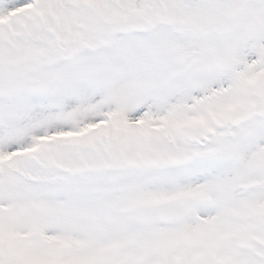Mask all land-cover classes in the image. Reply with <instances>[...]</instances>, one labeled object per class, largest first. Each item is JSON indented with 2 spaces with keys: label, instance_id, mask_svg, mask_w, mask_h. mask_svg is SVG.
<instances>
[{
  "label": "snow or ice",
  "instance_id": "6c2138e0",
  "mask_svg": "<svg viewBox=\"0 0 264 264\" xmlns=\"http://www.w3.org/2000/svg\"><path fill=\"white\" fill-rule=\"evenodd\" d=\"M0 264H264V0H0Z\"/></svg>",
  "mask_w": 264,
  "mask_h": 264
}]
</instances>
